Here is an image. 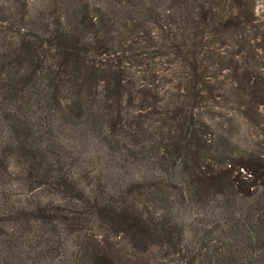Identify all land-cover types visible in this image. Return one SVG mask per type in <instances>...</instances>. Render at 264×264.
<instances>
[{"label":"trees","instance_id":"1","mask_svg":"<svg viewBox=\"0 0 264 264\" xmlns=\"http://www.w3.org/2000/svg\"><path fill=\"white\" fill-rule=\"evenodd\" d=\"M117 2L130 16L144 14L142 19L132 17L130 33L135 40L130 41V62L152 52L175 60L172 68L157 73L175 76L168 89L176 99L160 110L147 103L155 110L142 115L148 117L146 124L140 119L131 133L140 141L147 132L155 151L173 149L168 151L173 160L162 161L160 173L145 183L147 194L153 196L155 209L157 199L168 201L174 195L175 202L194 206L202 217L186 224L170 209L144 215L135 197L103 201L81 190L75 196L89 207L88 222L103 220L101 228L115 231L89 235L83 249L85 264H264V155L215 128L211 114L204 117L198 112L206 102L199 64L212 57L213 46L234 43L242 49L235 54L250 59L255 57L254 48H262L264 23L254 13V0H166L162 18L153 0ZM87 10L83 5L70 19L59 16L52 38L36 35L34 41L23 34L18 47L0 54V264H39L62 247V223L69 222L72 228L81 224L59 204H22L9 189L10 158L22 160L20 190L34 192L57 183L67 192L77 190L60 154L50 149L56 118L75 112V118L102 131L104 124L116 127L129 115L123 101L136 106V99L142 103L157 98L156 72L150 75L146 64L145 68L136 64L142 74L133 78L126 74L123 59L110 60L111 29L97 25ZM147 22L155 24L158 33L143 28ZM142 31L143 41L159 39V51L145 49L139 40ZM51 51L58 59L45 65ZM177 66L182 70L176 76ZM68 93L71 97L65 101ZM135 184L143 188L141 182ZM131 193L138 197L141 192ZM207 216L214 218L212 224L203 222ZM116 233L123 236L114 241Z\"/></svg>","mask_w":264,"mask_h":264},{"label":"rangeland","instance_id":"2","mask_svg":"<svg viewBox=\"0 0 264 264\" xmlns=\"http://www.w3.org/2000/svg\"><path fill=\"white\" fill-rule=\"evenodd\" d=\"M153 1L156 4V12L162 18L167 12L166 0ZM254 2V13L260 18V22L264 23V0ZM83 5L87 6L86 13L97 25L102 24L103 29H111L109 53H113L114 57H109L110 60L117 62L116 57L123 59L126 74L132 75L130 77L133 78L142 74L137 72V66L133 65L143 63L141 67L145 68L146 64L150 75L156 72L158 80L154 83L158 85L156 92L158 94L157 98L151 96L148 97V101L142 103L136 99V106H130L123 101V111H127L129 115L116 127L104 124L102 131L75 118L77 115L75 112L71 117H63L60 114L59 118H56L50 149L60 154L63 169L69 173L70 180L78 191L70 189L71 192H67L60 183L34 192L20 190L17 188V179L22 160L16 159L15 155L10 158L12 186L9 189L17 195L16 198L20 199L22 204L27 205L31 201L59 204L67 211L68 217L79 218L81 221L75 228L70 227L69 222L61 224L63 227L61 237L64 238L62 247L58 251L55 250L51 257L43 258L39 264H85L83 249L90 234L115 235L112 229L101 228L103 220L88 222L89 207L75 196L79 191L83 190L89 197L103 201L116 200L120 195H125L130 200L135 197L138 207L144 215H148L155 208L152 204L153 196L147 194L145 183L152 181L153 174L160 173L162 161L168 164V160H173L170 159L172 154L168 153L169 150L170 153L173 151L171 147L160 151L152 149L147 132L140 141L134 140L131 135L138 129L137 121L141 119L144 120L143 125L146 124L148 117L142 115L147 114L150 109L155 110V107L145 106L147 103L158 105L156 109L160 110L159 107L164 103L176 99L170 95V92L174 91L168 89L171 87L168 81L175 76L168 71L157 73L161 68H172L174 56L158 58V54L152 52L154 56H138L130 62L132 59L129 54L132 44L130 41L135 40V34L130 33L132 17L135 20L142 19L143 12L135 13L137 18L130 16L132 14L123 9L117 0H0V54L18 47L23 34L24 38H31L34 41L36 39L33 36L36 35H44L45 39L52 38L54 25L59 21L58 17L70 19L72 12ZM22 13H25L23 21L20 20ZM143 28L152 33L159 31L152 22L145 23ZM126 32L129 33L125 35ZM138 34L141 35L139 40L146 46V50L151 51L153 48L159 51L158 38L159 43L146 42L142 40L145 33L142 31V34L141 32ZM260 44L262 48H254L253 53L256 54L253 59L238 57L235 53L242 49L234 43L231 45L217 43L213 46L216 48L212 57L204 59L199 64L201 78L205 79L206 83L204 86L206 102L205 107L200 108L198 112L204 117L211 114V123L215 128L229 132L232 139L242 147L264 155V42L260 41ZM212 45L210 44L209 48ZM44 46L47 48L46 44ZM45 59V65H49L55 63L58 58L51 51L45 55ZM168 59H172V63L164 62ZM181 70L179 66L175 68L176 76ZM69 97L71 95L66 94L65 101H68ZM139 105L141 108H138ZM154 114L153 117L158 118L159 115ZM136 181L141 182L143 188L137 186ZM132 191L141 193L137 197V194L131 193ZM157 200L158 209H155L157 212L170 209L186 224L196 222V219L202 217L201 212L194 206L185 207L175 202L174 195L168 201L161 198ZM203 222L212 224L214 218L207 216ZM122 236V233H118L113 239L117 241Z\"/></svg>","mask_w":264,"mask_h":264}]
</instances>
